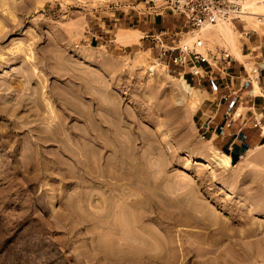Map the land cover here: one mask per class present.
Instances as JSON below:
<instances>
[{
  "label": "rangeland",
  "instance_id": "rangeland-1",
  "mask_svg": "<svg viewBox=\"0 0 264 264\" xmlns=\"http://www.w3.org/2000/svg\"><path fill=\"white\" fill-rule=\"evenodd\" d=\"M123 1L0 0V264H264V145L242 167L203 137L227 77L188 73L182 93L151 35L185 19L149 0L145 32L122 30L139 19ZM255 1L204 31L250 53L236 60L259 86L218 117L264 104L244 44L264 43Z\"/></svg>",
  "mask_w": 264,
  "mask_h": 264
},
{
  "label": "built area",
  "instance_id": "built-area-1",
  "mask_svg": "<svg viewBox=\"0 0 264 264\" xmlns=\"http://www.w3.org/2000/svg\"><path fill=\"white\" fill-rule=\"evenodd\" d=\"M158 1L161 4L157 8L160 9L157 14L162 13L163 9H170L174 14L182 16L189 28L182 32L183 36L176 33L168 40H165L168 34L165 31L151 35L159 46L158 60L167 66L168 71L179 73L181 77H185L189 72L200 81L205 77L214 81L216 73L222 77L228 76L230 65L236 57L226 49H214L203 29L220 21L232 19L235 10L240 6V0H153V5L156 6ZM244 33L247 35L249 32ZM205 65L208 66L207 70L204 69ZM233 92L222 94L218 99V107L213 109L214 112L207 114L206 121L202 124L205 129L203 137L217 117L223 99H228L232 94L239 95L238 90ZM240 108L241 106L225 109L224 118L228 127L239 120L241 129L248 124V117L239 111ZM262 119V116L259 118L255 116L253 126H261Z\"/></svg>",
  "mask_w": 264,
  "mask_h": 264
},
{
  "label": "crops",
  "instance_id": "crops-1",
  "mask_svg": "<svg viewBox=\"0 0 264 264\" xmlns=\"http://www.w3.org/2000/svg\"><path fill=\"white\" fill-rule=\"evenodd\" d=\"M149 0L142 1V0H124L125 4H128V9L132 8L135 9L134 17H138V25H134L136 27H125L121 28L122 30H131V31H143V26L140 27L141 24V13L143 11L138 10L140 9V4L148 2ZM117 19V18H116ZM162 25V24H161ZM161 32L165 31V29H161ZM252 34L247 33L244 44L246 47L251 50V53H255V57H263L261 61H257L258 65L256 67V80L259 83V81L263 80L264 82V43L259 41V39L256 37L254 40L252 39ZM262 50V51H259ZM243 57H247L250 55V53H244L242 50ZM241 60V59H240ZM242 61V60H241ZM245 64V63H244ZM204 69H208V66H204ZM243 64L238 62L236 59H234L230 65L229 68V74L228 76H223L224 78L227 77V81L225 82L226 86L223 87L220 91L222 94L223 92H227L230 90V93H234L232 88H236L240 94L241 97L248 95L247 93L251 92L250 89H247V86L254 85V81H252L250 78L247 77V75L244 74ZM189 73V72H188ZM188 73H186L185 78L189 81V77L187 76ZM192 75V74H191ZM219 74L216 73V77ZM212 81V80H211ZM212 83H215L212 81ZM264 86V85H262ZM255 87V85H254ZM213 89V94L217 92L218 89H216L213 85L211 86ZM264 88V87H263ZM229 89V90H228ZM256 89V88H255ZM238 93V94H239ZM256 97V96H255ZM218 98V97H217ZM234 100V99H233ZM232 100V101H233ZM257 98H251L249 100H246L248 105H242L244 108H246V112H243V115H247L248 117V124L241 129L240 120L233 123L232 126L228 127L225 123L224 116L216 117L212 124L207 129L208 137L210 138V142L213 146H215L217 149L225 152L228 159L233 162V155L239 156V158H243L247 152H250L252 149L264 145V104H262V99L257 103ZM243 104V103H242ZM229 107L231 105L228 104ZM224 115V114H223ZM255 116L263 117L261 126H253V121ZM262 144V145H260ZM240 161V160H238ZM237 161V162H238Z\"/></svg>",
  "mask_w": 264,
  "mask_h": 264
},
{
  "label": "bare ground",
  "instance_id": "bare-ground-1",
  "mask_svg": "<svg viewBox=\"0 0 264 264\" xmlns=\"http://www.w3.org/2000/svg\"><path fill=\"white\" fill-rule=\"evenodd\" d=\"M241 4L243 5V8H247V7H258V5H260V4H257V2L255 1V0H241ZM262 8V7H261ZM263 10H264V8H263ZM239 12H242V11H240L239 10ZM263 24H264V14L263 15H261V20H260ZM221 22V21H220ZM219 23V22H218ZM209 26H212V25H209ZM209 26H206V27H204V29H203V32L205 31V29L207 28V27H209ZM231 28V27H230ZM211 32V31H210ZM212 33V32H211ZM230 34V36L231 35H233L234 34V31L232 30V29H229L228 31H227V34ZM3 33H2V31H0V35H2ZM205 34V33H204ZM226 34V32L224 33V31L222 32V31H220V32H218V35L219 36H226L227 35ZM206 36V35H205ZM119 40H121V41H125V42H127L128 43V40H126V39H124V38H122V37H120V38H118ZM238 45H235V47H232V49H233V53L236 55V57L237 56H239V58L241 57V58H245V57H243V55H242V53L240 52V50L238 49V47H237ZM245 60V59H244ZM247 62V61H246ZM245 62V63H246ZM159 64H161V63H159ZM249 65V64H248ZM247 65V66H248ZM250 66H251V64H250ZM181 79H182V84H180V91L182 92V93H188V92H190V90L192 89V88H194L193 87V85H191L187 80H186V78L185 77H181ZM257 84V83H256ZM256 86V85H255ZM257 87H259L258 85L256 86V88ZM254 151V149H252L250 152H247V154L238 162V166H242V167H245V165H246V163L248 162V161H250L251 159H254V158H256V154H254L255 152H253ZM244 161H246V163L244 162ZM257 211V210H261L260 209V207H259V204H256L255 206H254V208H251V210L250 211ZM256 230V229H255ZM138 232V231H137ZM227 236V235H226Z\"/></svg>",
  "mask_w": 264,
  "mask_h": 264
},
{
  "label": "trees",
  "instance_id": "trees-1",
  "mask_svg": "<svg viewBox=\"0 0 264 264\" xmlns=\"http://www.w3.org/2000/svg\"><path fill=\"white\" fill-rule=\"evenodd\" d=\"M239 160V156L233 155V162L236 163Z\"/></svg>",
  "mask_w": 264,
  "mask_h": 264
}]
</instances>
